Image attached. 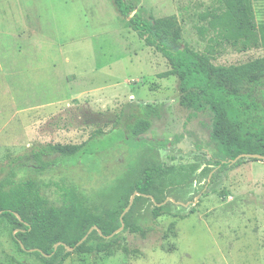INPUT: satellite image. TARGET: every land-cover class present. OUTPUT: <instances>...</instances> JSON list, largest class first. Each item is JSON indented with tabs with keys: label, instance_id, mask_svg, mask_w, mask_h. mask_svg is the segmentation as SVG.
Returning a JSON list of instances; mask_svg holds the SVG:
<instances>
[{
	"label": "rangeland",
	"instance_id": "rangeland-1",
	"mask_svg": "<svg viewBox=\"0 0 264 264\" xmlns=\"http://www.w3.org/2000/svg\"><path fill=\"white\" fill-rule=\"evenodd\" d=\"M250 1L251 33L215 42L204 31L210 20L199 15L217 0H127L150 22L174 19L182 46L224 66L263 56L264 0ZM168 69L111 0H0V179L18 156L79 145L98 128L108 132L106 117L130 105L160 110L144 147L121 141L117 130L84 164L56 163L43 173L14 168L17 184L33 182L54 205L63 189H74L89 214L116 228L109 236L97 232L110 252H74L62 264H264V160L216 165L212 113L192 116L182 107L177 79L158 77ZM120 122L123 129L125 117ZM155 207L162 215L153 219ZM131 226L146 228V238ZM93 230L85 240L98 239ZM14 233L0 217V264H49L19 246Z\"/></svg>",
	"mask_w": 264,
	"mask_h": 264
},
{
	"label": "trees",
	"instance_id": "trees-1",
	"mask_svg": "<svg viewBox=\"0 0 264 264\" xmlns=\"http://www.w3.org/2000/svg\"><path fill=\"white\" fill-rule=\"evenodd\" d=\"M111 1L144 44L154 48L167 61L169 69L158 77L177 79L180 105L192 111V116L206 109L212 113L211 140L221 156L216 165L228 170L245 161L264 160V53L261 58L239 65H215L209 56L180 44V31L174 19L160 18L150 22L127 0ZM217 5L211 12L199 15L200 19L210 20L208 30L204 31L213 33L215 42H235L251 33L254 13L250 0H217ZM258 39L264 49V25L259 27ZM131 106L126 113L121 111L106 117L105 124L112 126L108 132L98 128L79 145H45L10 161L8 173L0 179V217L12 226L14 240L19 246L36 250L35 255L42 256L49 264H62L74 252H110V241H104L97 232L109 236L116 228H107L98 217L89 214L74 189H63L60 205H54L33 182L17 184L14 168L29 166L43 173L56 163L65 165L81 161L84 164L88 157H95L96 145L117 130L121 132V141L144 147L147 143L143 135L151 126V118L158 117L160 110L151 104ZM121 117L127 122L123 123V129L119 127ZM167 143L161 142L158 146L165 148ZM161 215V208L155 207L152 218ZM116 224L118 227V220ZM93 227L96 229L92 233L98 239L90 242L88 237L77 245ZM129 228L146 238V228ZM66 247L72 251H67Z\"/></svg>",
	"mask_w": 264,
	"mask_h": 264
},
{
	"label": "water",
	"instance_id": "water-1",
	"mask_svg": "<svg viewBox=\"0 0 264 264\" xmlns=\"http://www.w3.org/2000/svg\"><path fill=\"white\" fill-rule=\"evenodd\" d=\"M255 157V156H254ZM259 159H262V158H260L259 157ZM238 160V158L236 159V160H233V161H231V163H234V162H236ZM91 229H96L95 227H93V228H91ZM90 229V230H91ZM85 238H86V236L77 244V245H79V244H81L84 240H85ZM58 245H56V247H57ZM69 250H71L72 251V248H68ZM33 251H36V250H33Z\"/></svg>",
	"mask_w": 264,
	"mask_h": 264
}]
</instances>
